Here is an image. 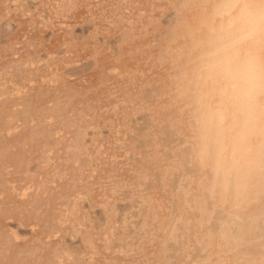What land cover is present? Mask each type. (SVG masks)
Wrapping results in <instances>:
<instances>
[{
  "label": "rangeland",
  "instance_id": "obj_1",
  "mask_svg": "<svg viewBox=\"0 0 264 264\" xmlns=\"http://www.w3.org/2000/svg\"><path fill=\"white\" fill-rule=\"evenodd\" d=\"M214 2L0 0V264H264Z\"/></svg>",
  "mask_w": 264,
  "mask_h": 264
},
{
  "label": "bare ground",
  "instance_id": "obj_2",
  "mask_svg": "<svg viewBox=\"0 0 264 264\" xmlns=\"http://www.w3.org/2000/svg\"><path fill=\"white\" fill-rule=\"evenodd\" d=\"M213 8L203 22L202 55L213 64L210 78L217 80V71L224 75L217 86L218 113L229 121L228 129L248 169H259L261 179L253 193L259 199L264 196V0H215ZM241 66L256 71L239 80L235 72Z\"/></svg>",
  "mask_w": 264,
  "mask_h": 264
},
{
  "label": "clouds",
  "instance_id": "obj_3",
  "mask_svg": "<svg viewBox=\"0 0 264 264\" xmlns=\"http://www.w3.org/2000/svg\"><path fill=\"white\" fill-rule=\"evenodd\" d=\"M255 71L256 70L250 66H241L236 70L235 75L239 80H244L250 78Z\"/></svg>",
  "mask_w": 264,
  "mask_h": 264
}]
</instances>
